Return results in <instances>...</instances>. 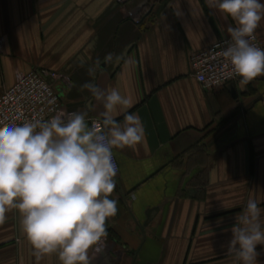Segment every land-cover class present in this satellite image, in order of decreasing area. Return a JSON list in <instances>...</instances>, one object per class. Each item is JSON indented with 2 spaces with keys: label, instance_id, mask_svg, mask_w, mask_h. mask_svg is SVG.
I'll return each mask as SVG.
<instances>
[{
  "label": "crops",
  "instance_id": "crops-1",
  "mask_svg": "<svg viewBox=\"0 0 264 264\" xmlns=\"http://www.w3.org/2000/svg\"><path fill=\"white\" fill-rule=\"evenodd\" d=\"M214 3L0 0V96L18 74L43 68L61 74L50 81L63 118L102 120L103 102L80 88L90 81L130 100L112 113L119 123L131 112L144 125L141 143L113 149L118 212L89 264H242L227 242L249 199L264 229V75L206 90L191 66L235 27ZM255 32L264 45V18ZM20 220L12 209L0 224V264H61L56 253L37 260ZM257 251L264 264V245Z\"/></svg>",
  "mask_w": 264,
  "mask_h": 264
},
{
  "label": "clouds",
  "instance_id": "clouds-1",
  "mask_svg": "<svg viewBox=\"0 0 264 264\" xmlns=\"http://www.w3.org/2000/svg\"><path fill=\"white\" fill-rule=\"evenodd\" d=\"M212 6L235 22L227 29L231 40L222 55L246 86L264 75V49L251 42L264 18V3L215 0ZM112 60V53L105 55V63ZM98 67L99 58L88 74ZM80 88L103 102L100 122L89 124L87 113L73 112L66 119L0 125V224L8 211L18 210L37 260L56 253L61 264H89V250L107 237L106 221L118 212V200L110 198L118 171L113 149L145 139L138 115L124 112L123 124L113 117L117 106L127 109L131 103L118 90L106 91L90 81ZM260 218L258 202L249 199L231 228L227 250L242 264H257V246L264 245Z\"/></svg>",
  "mask_w": 264,
  "mask_h": 264
},
{
  "label": "built area",
  "instance_id": "built-area-1",
  "mask_svg": "<svg viewBox=\"0 0 264 264\" xmlns=\"http://www.w3.org/2000/svg\"><path fill=\"white\" fill-rule=\"evenodd\" d=\"M254 36L255 39L251 42L264 49L256 32ZM230 40V35L225 36L208 48L191 55L194 75L206 90L240 80V77L234 75L230 60L222 55ZM60 77V73L43 68H33L27 73L18 74L15 84L0 96V125H16L37 119L49 120L53 116L62 117L61 96L50 81ZM93 121L100 122L101 119L93 118L90 123ZM113 156L119 170L114 152ZM102 244L103 239L97 247Z\"/></svg>",
  "mask_w": 264,
  "mask_h": 264
},
{
  "label": "trees",
  "instance_id": "trees-1",
  "mask_svg": "<svg viewBox=\"0 0 264 264\" xmlns=\"http://www.w3.org/2000/svg\"><path fill=\"white\" fill-rule=\"evenodd\" d=\"M206 169V168H205ZM206 170H204V172H205ZM107 231H108V236H111L110 234H111V232H110V229H108L107 228Z\"/></svg>",
  "mask_w": 264,
  "mask_h": 264
}]
</instances>
